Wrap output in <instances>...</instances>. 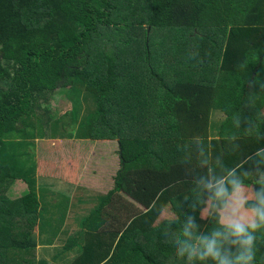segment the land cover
<instances>
[{
	"label": "trees",
	"instance_id": "16d2710c",
	"mask_svg": "<svg viewBox=\"0 0 264 264\" xmlns=\"http://www.w3.org/2000/svg\"><path fill=\"white\" fill-rule=\"evenodd\" d=\"M59 87L69 109L52 118L45 102ZM262 109L264 0H0V264H185L163 235L166 220L153 225L170 203L181 220L196 217L197 234L216 226L184 201L194 187L186 168L197 160L185 151L194 136L218 137L213 155L229 168L243 162L264 147ZM236 117L255 127H235ZM34 139L116 141L107 210L118 193L141 208L131 203L112 221L92 218L96 210L54 246L34 193ZM242 171L251 186L254 164ZM15 180L26 191L10 198ZM257 235L264 240V230ZM231 239L224 244L221 232V251H236Z\"/></svg>",
	"mask_w": 264,
	"mask_h": 264
},
{
	"label": "clouds",
	"instance_id": "9594fccd",
	"mask_svg": "<svg viewBox=\"0 0 264 264\" xmlns=\"http://www.w3.org/2000/svg\"><path fill=\"white\" fill-rule=\"evenodd\" d=\"M242 123L249 132L255 127L250 120L242 121L239 117L233 120L237 128ZM261 138V135L257 136L258 141ZM213 139L218 137L209 136L205 140L204 137L194 136L191 143L196 147L185 151H194L197 160L186 168V175L192 178L194 187L191 194L184 197V201L193 212L200 209L201 220L214 221L216 226L209 234H197L200 224L194 215L184 214L181 220L175 212H170L166 217L163 235L167 238L171 234L175 256L179 260L186 256L185 264H195L196 261L203 264L208 259L216 264H264V253L257 258L259 246H264V240L257 235L264 230V147L229 168L221 159L222 154L213 155ZM237 139L239 137L235 134L227 137L234 152L239 150V146L232 143ZM249 161L256 169V179L251 186L245 183V178L251 173L242 171L244 164ZM153 207L155 202L150 205V208ZM176 223L180 225L178 231L173 230ZM221 232L224 244H228L229 238H232L235 252L230 248L221 251Z\"/></svg>",
	"mask_w": 264,
	"mask_h": 264
},
{
	"label": "crops",
	"instance_id": "0c3cea01",
	"mask_svg": "<svg viewBox=\"0 0 264 264\" xmlns=\"http://www.w3.org/2000/svg\"><path fill=\"white\" fill-rule=\"evenodd\" d=\"M262 110L264 111V109ZM40 140L49 144H51V141L77 143L76 145L81 146L84 152L82 156L84 158L83 163L79 159L70 160L66 158L65 154L59 157L58 161L57 158L53 160L48 152H44L45 150L35 156L34 193L39 206L38 210L45 209L42 218L50 220L49 229L52 227L51 222L53 221L52 218H55L54 214L56 213L60 217L52 229L56 234L54 236V246L63 245L68 237L73 236L78 230H84L82 221L85 218H90L96 210L99 214L92 218H104L112 221V218H124L131 203L141 208L129 196L118 193L114 197L116 200L111 198L110 208L107 210L108 202L105 203V197L114 189V178L120 164L118 156V161H115L113 155L109 159L105 158L100 155V149L105 150L106 145L113 143V140L37 139L36 142ZM83 143H89L90 145ZM84 145H86V148ZM48 147L49 145H46V148ZM95 151L98 152L96 155L94 154ZM76 154L78 157L81 156V154ZM80 159L82 160V158ZM56 162L60 165L52 167V164ZM56 169L58 175L51 176V172ZM91 171H93L92 174H90ZM15 181L21 182L20 180ZM106 181H109L110 184H106ZM21 183L26 187L25 183ZM171 206L170 203L165 205L153 225L166 220L168 214L173 212ZM142 210L146 211L144 207H142ZM113 211L115 212L112 213ZM100 231H102V227H98L93 232ZM33 232L35 233V229ZM73 250L76 249L73 248Z\"/></svg>",
	"mask_w": 264,
	"mask_h": 264
},
{
	"label": "rangeland",
	"instance_id": "374dc122",
	"mask_svg": "<svg viewBox=\"0 0 264 264\" xmlns=\"http://www.w3.org/2000/svg\"><path fill=\"white\" fill-rule=\"evenodd\" d=\"M64 88L65 87H63V88L59 87L58 89L51 92V94L48 97V100L45 102V105L47 106L48 111L50 113V116L52 118L61 116V114H63V112H66L69 109V101L67 98V94L64 91ZM260 112L264 116V111L260 110ZM38 113H39V111H35V114H38ZM26 115H27V117H26L27 124L29 123V124L37 125V120H36L37 117L33 114V112H27ZM36 141H37V139L36 140L34 139L32 141V144L34 145L33 149H31L30 147H28V149H27L28 151H30L31 155L33 156L32 160L34 161V163H35L36 154L37 153L40 154L42 150H45L44 152H48L49 156H51L53 160H56V158H57V161H58L59 157L64 156V154H65L66 158H68L70 160L79 159V161L81 163H83L82 161L84 160V158L82 156H83L84 152L81 153L80 157L77 156V154H76L77 151L82 150L81 146L76 145L77 143L51 141V144H49V143L43 142L41 140L38 142H36ZM112 142L113 143H108L109 145H106L105 150L100 149V151H101L100 155H102L108 159L113 155V156H115L114 157L115 161H118L117 160V150H118L117 142H115V141H112ZM73 144H75V145H73ZM83 144L90 145L89 143H83ZM46 145H49V147L46 148ZM86 145H84L85 148H86ZM35 147H36V150H35ZM96 153H98V152L95 151L94 154L96 155ZM80 158H82V160ZM52 165H53L52 167H56V165H58V162H56L55 164H52ZM92 172L93 171H91L90 174H92ZM84 173H86V172H84ZM55 175H58L57 169L53 170L51 172V176H55ZM106 184H110V182L106 181ZM25 188L26 187L21 182L14 181L12 183L10 189L8 190L7 194L10 195L9 196L10 198H14V197L18 196L21 191H24ZM114 212L115 211H113L112 213H114ZM54 216H55V218H52V220H53L51 222L52 227L50 228V230L52 232L54 231V230H52L53 225L60 218L56 213L54 214ZM164 217H166V215H164ZM53 234L56 235L55 233H53Z\"/></svg>",
	"mask_w": 264,
	"mask_h": 264
}]
</instances>
